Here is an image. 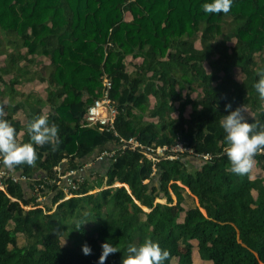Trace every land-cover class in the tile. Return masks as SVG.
Listing matches in <instances>:
<instances>
[{"label":"trees","instance_id":"obj_1","mask_svg":"<svg viewBox=\"0 0 264 264\" xmlns=\"http://www.w3.org/2000/svg\"><path fill=\"white\" fill-rule=\"evenodd\" d=\"M204 2L0 0V117L19 143L29 141L27 124L38 115L58 126L59 137L55 147L35 145V162L12 171L54 176L59 165L79 168L102 149H118L113 130L82 123L105 78L120 136L193 149L155 170L140 150H118L87 168L73 196L46 193L43 206L30 184L9 181L0 189V264H100L105 240L119 250L103 264H121L127 246L145 238L169 251L163 264L176 257L192 264V240L209 264H264V175L231 171L219 124L237 107L249 122L264 123V98L253 87L264 68V0H233L228 13H205ZM36 80L44 94L21 87ZM254 162L264 170V148ZM188 196L199 204L184 208Z\"/></svg>","mask_w":264,"mask_h":264},{"label":"clouds","instance_id":"obj_2","mask_svg":"<svg viewBox=\"0 0 264 264\" xmlns=\"http://www.w3.org/2000/svg\"><path fill=\"white\" fill-rule=\"evenodd\" d=\"M233 0H205L201 5L205 13H228ZM258 79L253 87L260 98H264V68L257 72ZM231 108L225 105V110ZM219 124L224 131V151L230 162L231 171L238 175L248 174L254 163L255 154L264 148V123L249 122L241 107L228 111L220 119ZM29 141L17 142L15 128L9 120L0 117V165L13 168L19 164L31 165L36 160L35 145L59 143L58 126L49 123L45 115H38L27 124ZM80 227V225H79ZM100 264L110 253L119 249L108 240L101 244ZM84 254H90L91 248L86 243L82 245ZM169 257V251L161 248L158 242L145 238L142 243L129 244L121 264H163Z\"/></svg>","mask_w":264,"mask_h":264},{"label":"built area","instance_id":"obj_3","mask_svg":"<svg viewBox=\"0 0 264 264\" xmlns=\"http://www.w3.org/2000/svg\"><path fill=\"white\" fill-rule=\"evenodd\" d=\"M105 86L103 95L95 99L88 106L82 123L88 126L98 125L102 129L113 130L115 135L119 136L120 146L118 149H102L95 156L94 161L84 164V166L79 168H65V166L59 165L55 168L56 173L54 176H44L43 178L32 177L24 173H16L0 165V189L5 191L9 181L30 184L31 194L35 195L37 201L41 204L40 206H43L47 197L46 193L52 194L61 189L65 193L64 199L73 196V191L78 189L81 183L84 182L87 168L96 161L115 159L118 150L122 151L127 148L140 150L153 162L154 170L156 169V163L163 158L174 159L178 156L179 152L186 150L193 152V149L185 147L181 142L169 148L168 146L145 145L136 138L131 137L126 139L120 136L115 126L118 108L110 97L109 89L112 83L109 78H105ZM202 157L207 159L210 156L203 154ZM26 208L30 207L26 206Z\"/></svg>","mask_w":264,"mask_h":264},{"label":"rangeland","instance_id":"obj_4","mask_svg":"<svg viewBox=\"0 0 264 264\" xmlns=\"http://www.w3.org/2000/svg\"><path fill=\"white\" fill-rule=\"evenodd\" d=\"M130 17L131 16H127L128 19H130ZM228 43L233 44V41L230 40ZM195 45H196L195 47H197V49L200 50L201 47H200V44H199L198 41L195 43ZM128 59H130V57H128ZM205 67L206 68H209L207 64H205ZM37 69H39V71H41L40 70V67H38ZM235 74H236L235 75V78H239V79L243 78V75L241 74V72L239 71V69H236V73ZM21 87L23 89H36L39 92H41V93L44 94L45 91H46L45 88L47 86H46L45 83H41L38 80H36L34 82V84L28 82V84H24ZM196 94H197V92L193 93V96H196ZM189 112H190V107L187 108L186 114H188ZM17 116H18V118L21 121H23V122L24 121H27L26 118L24 117V115L22 114V112H18L17 113ZM258 175H264V170H262L259 166H257L256 165V162H254L253 163V166L251 168V177L252 178H255ZM96 176H97V174L94 173L93 178H95ZM118 185H120V184H118ZM187 191H189V190H187ZM157 200L166 202L165 199H157ZM175 204H176V197L173 195V203H172V205H175ZM193 204H196V205L199 204L197 197L196 196L195 197L194 196H192V197H190V196L186 197V201L184 202V208H187V207H189V205H193ZM183 214H184V212H181L180 215H178L177 210H173V215H174L175 220H180L182 218ZM18 241H19V244L20 245L27 243V239L23 235H19ZM62 243H63V245H68V244H70V240L67 237H63L62 238ZM199 247H200L199 241L192 240L190 242L189 249L192 251V258H193V263L192 264H207V262L204 261V260H202L201 257H200ZM184 250H185V248L180 247L179 252H178V255L181 252H183ZM173 264H178V257H176L173 260Z\"/></svg>","mask_w":264,"mask_h":264},{"label":"crops","instance_id":"obj_5","mask_svg":"<svg viewBox=\"0 0 264 264\" xmlns=\"http://www.w3.org/2000/svg\"><path fill=\"white\" fill-rule=\"evenodd\" d=\"M34 84V83H33ZM97 162V161H96ZM93 164H95V162L93 163ZM89 167H91V166H89ZM127 187H128V185H126ZM129 189V188H128ZM158 202H163V201H159V200H157ZM184 215V214H183ZM183 219V216H182V218L180 219V220H182ZM207 262V261H206ZM207 264H209L208 262H207Z\"/></svg>","mask_w":264,"mask_h":264}]
</instances>
